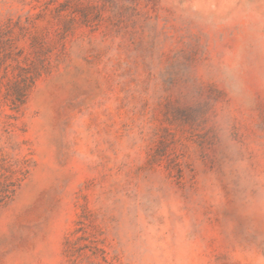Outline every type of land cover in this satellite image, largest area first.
<instances>
[{"label": "rangeland", "instance_id": "374dc122", "mask_svg": "<svg viewBox=\"0 0 264 264\" xmlns=\"http://www.w3.org/2000/svg\"><path fill=\"white\" fill-rule=\"evenodd\" d=\"M0 264H264V0H0Z\"/></svg>", "mask_w": 264, "mask_h": 264}]
</instances>
